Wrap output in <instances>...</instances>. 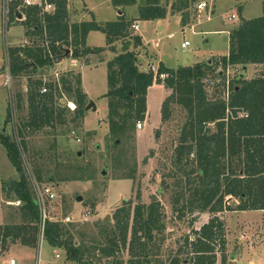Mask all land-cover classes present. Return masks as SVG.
<instances>
[{"label":"trees","instance_id":"trees-1","mask_svg":"<svg viewBox=\"0 0 264 264\" xmlns=\"http://www.w3.org/2000/svg\"><path fill=\"white\" fill-rule=\"evenodd\" d=\"M47 1L54 5L53 11H43L39 5L28 6L23 21L26 34L37 35L44 42L14 46L9 50L12 76L29 75L27 95L18 91L16 104L11 102L8 107L7 120H10L16 113L13 106L20 112L24 100L27 102V116H20L18 123L20 136L56 124L81 126L89 103L81 72L73 68L61 71L59 79L52 82H45L36 72L46 66L53 67L64 57L80 59L92 49L96 53L109 49L115 54L107 63L108 91L104 95L108 98V121L113 137L133 136L137 123L147 116V93L155 83L171 89L162 104L163 120L171 118L173 104L181 105L188 112L174 150L175 167L187 176V189L181 190L175 198V203L183 199V204L176 206L179 216L185 211L217 213L225 209H264V6L260 16L242 18L233 28L227 55L215 59L216 62L210 60L177 68L161 62L159 71L167 73L162 79L141 68L138 48L143 45V39L132 31L137 20L163 19L168 15L169 10L162 0H112L122 8V13L118 19L105 23L99 22L94 13L92 20L71 23L69 0ZM194 1L176 0L174 4L181 13L183 26L190 23L189 9ZM132 5H138V17L127 18L123 8ZM93 30L106 34L105 47L88 46L87 38ZM119 40L123 44L120 51L116 46ZM67 49H70L68 55ZM249 63L263 65L262 74L251 79L242 74L231 81L228 97L209 98L204 81L209 73L220 65L226 69ZM222 73L223 70L219 71V75ZM225 80L224 77L223 82ZM44 87H49L50 91L42 92ZM62 97L72 100L76 108L71 110L67 105L58 104ZM211 125H215V130ZM2 130L1 142L20 173V178L13 180L10 188L20 202V221L0 224V252L14 242L37 248L43 236L53 248L63 250L66 259L78 264H99L98 261L104 259L107 260L104 264H125L120 252L126 247L131 253L128 264H153L149 259L151 242L156 232L162 233L165 229L158 200L149 204L139 202L134 209L131 199L124 200L108 222L98 223L97 236L89 239L74 223L49 217L44 220L17 142L5 128ZM22 143L26 148L24 138ZM127 173L122 178H134L135 166ZM38 178L42 179L41 171ZM177 185L182 187V181ZM228 195L240 199L236 208L226 207ZM73 230L82 236L80 241L75 239ZM218 239L225 246L224 222L214 215L195 231L192 240L186 239V250L180 249L169 264H184L182 253L189 254L192 264H216L214 242ZM225 259L223 257V262Z\"/></svg>","mask_w":264,"mask_h":264},{"label":"rangeland","instance_id":"rangeland-1","mask_svg":"<svg viewBox=\"0 0 264 264\" xmlns=\"http://www.w3.org/2000/svg\"><path fill=\"white\" fill-rule=\"evenodd\" d=\"M201 1H206L208 6L200 10L197 5ZM71 2L72 9L68 7L71 23L84 20V16L85 20H92V13L84 12L88 7L94 10L102 23L118 19L117 14L122 10L112 0ZM175 2L176 0H162V4L167 5L169 10L168 18L163 21V24H166L163 32L160 33V30L155 28L157 25L154 22L146 20H141L138 33L134 25L132 28L133 34H141L144 39H149V47L157 52L158 58L173 68L192 66L210 60L216 62L215 59L219 60L227 55L233 28L240 24L242 18L260 16L264 6V0H196L190 5V23L183 27L181 13L174 7ZM134 8H137L134 11H139L138 5L123 8L127 18L129 11ZM50 10L53 11L54 8ZM232 14H236L235 17L231 18ZM90 35V41L95 44L93 47L90 46L91 48L105 45V33L93 30ZM185 40L190 44L182 47ZM43 42L37 35H27L23 22L13 23L8 31H3L0 11V133L5 128L14 139H25L27 149L23 146L21 156L28 176L33 184L47 186L55 193L53 199L43 203L40 201L42 217L44 218V211L47 217L59 221H64L69 215L71 220L65 223H74L79 230L87 233L89 239L97 236L98 223L108 222L115 210L123 205L124 200L131 199L134 209L139 202L149 204L156 199L162 207L165 229L162 233L156 232L151 242L153 245L150 248L149 259L153 264H169L180 249L186 250V239L190 237L192 240L195 231L214 215L223 220L225 232V246L219 239L214 242L216 264H264V209H225L217 213L185 211L182 217L179 216L176 206H181L183 199L175 203V198L181 190L187 189V176L179 173L175 167L174 150L183 125L187 121L188 112L181 105L173 104L171 118L163 120L162 104L171 93L170 88L167 92L165 85L158 83L149 89L148 113L145 120L141 121L144 125L142 129L136 128L130 137L112 136L108 121V98L104 94L108 91L107 63L112 58L113 51L108 49L105 53L95 52L94 55L97 57H92L91 51L84 58H80L76 65L71 61L74 58L64 57L60 64L46 66L36 72L45 82L49 80L52 82L59 78L56 75L59 70L65 72L76 68L75 71L79 72V67L83 65L85 59L88 61L95 58L96 65L83 69V74L89 100L95 101L97 109L85 112L81 126L56 124L54 127L46 126L35 132L27 131L25 136L16 133L14 122L19 123L20 116H27V102L24 100V108L20 112L13 106V112L16 113L10 120H7L8 107L9 104H16L18 91L25 93L24 96L27 95L29 75L22 73L5 84L8 69L10 70L9 50L14 46ZM116 44L118 51L122 50L121 40ZM147 47L144 46L140 50L143 66L153 59L149 49L146 52ZM64 60L66 61L63 62ZM221 70L223 75H219ZM262 71L261 64L233 65L226 69L220 65L204 79L208 96L209 98L229 96L231 89L222 83L224 77L232 81L243 74L245 78L251 79L260 76ZM218 79L221 82H217ZM58 104L67 105L71 110L76 108V104L67 97L60 98ZM210 127L215 130V125ZM133 166L135 177L122 178ZM39 171L41 180L38 178ZM19 178L20 173L9 160L7 149L0 139V224L20 221L18 210L20 202L10 189L12 181ZM179 181H182V187L177 185ZM78 196H82L83 199L78 200ZM225 204L226 207L236 208L240 204V199L228 195ZM73 232L75 239L80 241L82 236L75 230ZM42 239L43 236H40V243ZM0 254H2L0 264L6 262L9 264L11 258L18 261V264H59L62 263L61 258L66 257L63 250L54 248L52 251L44 241L41 249L37 247L32 250L17 243L1 250ZM180 256L184 264H192L189 254L182 253ZM223 257L226 258L225 262ZM120 258L128 264L131 258L129 248L121 250ZM98 262L104 264L107 260Z\"/></svg>","mask_w":264,"mask_h":264},{"label":"built area","instance_id":"built-area-1","mask_svg":"<svg viewBox=\"0 0 264 264\" xmlns=\"http://www.w3.org/2000/svg\"><path fill=\"white\" fill-rule=\"evenodd\" d=\"M1 1H2L1 25H2L3 31H8L13 23L20 20L18 13L22 14V16L25 17L24 16V14H25L24 8L29 6V5L34 4L33 0H22V2H19L16 5L14 4L15 5V8H14V6L12 4L15 3L16 0H1ZM39 4H41V3H39ZM197 6H198V9H200V10L205 9L208 6V3L206 1H201L200 3H198ZM51 8H54V5L51 3H46L43 11L50 10ZM235 15L236 14H232L231 18L235 17ZM134 27L138 28L139 25L134 24ZM189 44H190V42L188 40H185L184 42H182V47H187ZM143 70L152 71L156 77H160L162 79L167 77V73H164V72L162 73L159 71V64H155L153 62H150V64H148L147 67H145V68L143 67ZM9 71L10 70L8 69V73H7L6 78H5V84L10 83L12 81V78H13L11 72L9 73ZM56 75H57V77H59L58 72L56 73ZM57 80H58V78H57ZM211 82L215 83L214 80H211ZM217 82H221V80L218 79ZM222 83L225 84L226 88L229 89L231 80L226 79L225 82L222 81ZM42 92H48V87L42 88ZM14 126H15L16 133L19 134L18 123L14 122ZM142 127H143V124L141 121H139L137 123V128L139 129ZM18 137H19V135H18ZM15 140H16L17 146H18V148L22 154V152L24 151L22 140H20L19 138L15 139ZM32 185H33V188L35 190L36 199H37L39 205H40V201H41V203H43V202H46V200L48 201V200H51L55 197V193L52 192L53 190L51 188H49L47 186L40 187L38 185H35V183L33 184V182H32ZM46 218H47V214H46V211H44V218L43 219L45 220ZM70 220H71V217L69 215L64 218V222H68ZM10 264H17V261L15 259H11Z\"/></svg>","mask_w":264,"mask_h":264},{"label":"crops","instance_id":"crops-1","mask_svg":"<svg viewBox=\"0 0 264 264\" xmlns=\"http://www.w3.org/2000/svg\"><path fill=\"white\" fill-rule=\"evenodd\" d=\"M72 0H69V4H68V7L69 8H71L72 9V2H71ZM87 4V3H86ZM137 8H134L133 10H131V12L129 11V13H130V15H129V13H128V17L129 18H135V17H138V12L137 11H134V10H136ZM0 10H1V0H0ZM84 12H91L92 14L94 13V15H96L95 17L97 18V14L94 12V10L93 9H90L89 7H88V9L87 10H85ZM121 13H122V10H121ZM88 14V13H87ZM120 14H117V17L119 16ZM85 16H84V20H85ZM168 18V16H166L165 18H163V19H155V20H146V21H150V22H154V24L155 25H157V26H155V28H158V30H160V33L161 32H163L164 30H165V26H166V24L164 23L163 24V21H165L166 19ZM117 18H114V20H116ZM97 20H98V18H97ZM98 21H100L101 22V20H98ZM19 22H23V20L22 21H18L17 23H19ZM140 23H141V20H137L134 24H138L139 25V27L138 28H136V32L138 33V31H139V29H140ZM194 26V25H193ZM183 27H185V26H183ZM91 34V32L89 33V35H88V38H87V44H88V46H91V47H93L95 44H93L91 41H90V35ZM170 34H172V33H170ZM141 35V34H140ZM142 36V35H141ZM142 39H143V45L141 46V47H139L138 48V50H139V59H140V62H141V56H142V52L140 51V50H142V48L145 46H148L145 50H146V52L148 51V49H149V52H150V54L152 55V57H153V59L152 60H149L144 66L143 65H141V63H140V65H141V68L143 69V67L145 68V67H147V65L148 64H150V62H153V63H158V64H160L161 62L162 63H164L163 62V60L161 59V58H158V55H157V52L154 50V49H152V48H150L149 46H150V43H149V39H144L143 38V36H142ZM158 42V41H157ZM156 42V45L158 44ZM101 47H105L106 46V43H105V45H100ZM107 50L108 49H106V50H104V53L105 52H107ZM93 52H91L90 53V55L92 56V57H97V55H94V53H95V51L94 50H92ZM113 53V55L115 54L114 52H112ZM113 55H112V57H113ZM95 58H93V59H90V60H88L87 62H84L83 63V65H81L80 67H79V71L81 72V74H82V86H83V88H84V90H85V92L87 93V94H89L88 92H87V90L85 89V86H84V74H83V69H85L86 67H91L92 65H96V61L94 60ZM110 59V58H109ZM66 60H64L63 62H65ZM72 62H73V64L74 65H76L80 60L79 59H72L71 60ZM61 63V61L59 62V64ZM165 64V63H164ZM166 65V64H165ZM2 66V65H1ZM167 66V65H166ZM168 67H170V66H168ZM8 68V67H7ZM173 68V67H172ZM76 69V68H75ZM78 69V68H77ZM156 84H158V83H155V84H153L152 86H150L149 87V89L151 88V87H153L154 85H156ZM165 85V84H164ZM165 87H166V89H167V92H168V87L165 85ZM149 89H148V92H149ZM168 94V93H167ZM89 96V95H88ZM90 97V96H89ZM147 99H148V93H147ZM85 112H87V110L85 111ZM147 113H148V102H147ZM143 127H144V125H143ZM142 127V128H143ZM141 128V129H142ZM43 241H44V243H47L49 246H50V249L53 251V247L45 240V239H42V241H41V243H40V245H39V247L38 248H40L41 249V245H42V243H43ZM17 243H19V245L20 246H25V247H30L32 250H35L36 248L35 247H31V246H28V245H24V244H22V243H20V242H14V243H11L7 248H9L12 244H16L17 245ZM56 249V248H55ZM39 250V249H38ZM56 251V250H55ZM3 254V253H2ZM2 254H0V257H1V255ZM57 255V254H56ZM58 257L60 256V255H57ZM57 258V257H56ZM65 258V257H64ZM64 258H61L62 259V263H59V264H70V263H73V264H76V263H74L73 261H70V260H68V259H64ZM11 259H13V258H11ZM10 259V260H11ZM47 261H49V263H52V261H50V260H47ZM5 264H8L7 262L5 263ZM9 264H10V261H9ZM17 264H18V261H17Z\"/></svg>","mask_w":264,"mask_h":264},{"label":"clouds","instance_id":"clouds-1","mask_svg":"<svg viewBox=\"0 0 264 264\" xmlns=\"http://www.w3.org/2000/svg\"><path fill=\"white\" fill-rule=\"evenodd\" d=\"M34 1V0H33ZM19 2H22V0H16L15 1V3H13L12 5L14 6V8H15V5L17 4V3H19ZM39 3H41V4H39ZM46 3H49L47 0H37V1H34V4L33 5H39L40 7H42V10L44 9V7H45V4ZM15 4V5H14ZM52 4V3H51ZM1 5H2V1H1ZM29 6H32V5H29ZM28 7V6H27ZM27 7H25L24 8V12H25V14H24V16L25 17H23L22 16V14H21V17L19 16V13H18V16H19V18H20V20H18V21H24L25 19H26V11H25V9L27 8ZM1 11V10H0ZM46 11H51V10H46ZM22 18V19H21ZM18 21H16L15 23H17ZM59 63V62H58ZM60 71V72H59ZM58 72L59 73H61V71H64V70H59ZM59 79V78H58Z\"/></svg>","mask_w":264,"mask_h":264},{"label":"water","instance_id":"water-1","mask_svg":"<svg viewBox=\"0 0 264 264\" xmlns=\"http://www.w3.org/2000/svg\"><path fill=\"white\" fill-rule=\"evenodd\" d=\"M119 14H121V10L119 11ZM19 16L21 17V14H19ZM66 53H67V55L70 54V49H67V52ZM89 109H93V110H96L97 109L96 103L92 99L89 100V103L86 106V110H89ZM103 173H105V171H103ZM82 199H83L82 196H78V200L81 201Z\"/></svg>","mask_w":264,"mask_h":264}]
</instances>
